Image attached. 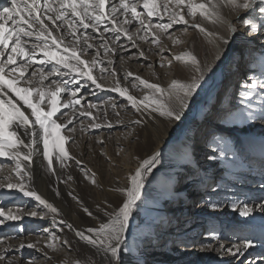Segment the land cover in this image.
Masks as SVG:
<instances>
[{"label": "snow or ice", "instance_id": "snow-or-ice-1", "mask_svg": "<svg viewBox=\"0 0 264 264\" xmlns=\"http://www.w3.org/2000/svg\"><path fill=\"white\" fill-rule=\"evenodd\" d=\"M10 4L11 6L0 10V158H6L11 162V166L10 172H6L9 164L0 160V190H17L25 197L33 198L38 202L40 211L33 210L27 215L41 218L43 215H51L53 225L62 214L32 186L33 157L42 155L46 161V169L54 175L53 157L61 168L67 166L68 160L75 159L65 148L72 136L61 135V130L75 133L76 127L68 125H72L78 116L92 118L93 122L88 127H101L99 123H95L96 117L92 112L87 110L95 108L96 105L90 104L87 109L81 110L77 107L81 104L78 94L89 86L88 82L103 90L104 85L98 83V79H102L105 73L117 76L113 67L114 61L108 59L105 63L100 58L101 50L104 56L115 55L116 49L110 47L109 40L115 44L123 35L135 47L134 36L144 42H149L151 37L150 42L159 47L161 36L168 34V39L173 40L175 44L180 41L173 38L174 33H169V29H173L174 25H184V32H187L189 27L197 29L209 38L210 43H215L217 48L221 45L226 47L230 44L231 36L210 32L200 23L194 22L199 15L213 25H226L228 32L235 34L237 29L222 14L224 7H230L234 12L248 11L252 18L259 17V27L250 19H243L242 22L249 27L250 36H264V0H10ZM165 17L167 22H153V18L164 21ZM133 25H136L135 32L131 31ZM107 33H111V37L107 36ZM261 45L260 52L264 55V39L261 40ZM163 51L161 48V52ZM139 55L143 57L144 52L140 51ZM220 56L221 53L218 52L215 59L219 60ZM174 59L191 67L193 75L189 81L174 79L168 88L164 89L158 84L135 76L132 87L138 88L142 85L149 90L139 100L128 94L127 88L119 86V79L116 80L117 87L111 90L125 97L137 112L143 109L149 111V114L158 113L168 121L182 122L190 107V101L197 95L202 82H206L205 77L213 71V66L202 65L191 52L175 55ZM171 63V60L168 61L169 66ZM100 65H103L99 67L101 76H94L93 70ZM160 66L165 65L161 63ZM133 75L127 72L124 79L127 80ZM82 80L84 83H81ZM245 87L248 91L242 92L241 96L249 97L252 95L251 90L259 88L261 99H264V79L252 80ZM112 107L115 109L117 106L113 104ZM245 118L256 117L248 112ZM259 118L264 121V105L261 106ZM132 123L141 124L142 121L135 120ZM111 126L109 123L108 127ZM177 126L179 127V124ZM83 130L82 126L81 131ZM188 139L194 140V137ZM137 161V167L127 176V185L112 189L120 194L122 200L115 207L106 201V208L96 206V212L106 217V222L101 217L94 216L82 203V210L97 220L98 227L76 230L71 223L60 219L61 224L73 230L76 237L102 257L99 262L90 259L88 264H128L122 258L126 233L130 220L140 207L138 202L143 203L146 183H151L149 177L154 175V170L159 171L163 167L162 150L157 147L147 158L137 157ZM75 162L78 165L81 163L79 160ZM82 170L87 178L90 170ZM67 179L71 180L72 177L69 175ZM91 180L95 183V173L91 174ZM54 191L57 196L60 195L58 189ZM69 195L72 193L69 192ZM72 198L80 203L77 197ZM260 199L262 202L253 203V206L248 203L242 206L233 203L231 207L233 210L238 209L242 217H249L254 211L264 214V197ZM210 206L216 208L217 204L212 203ZM21 215L22 209L13 211L8 208L6 211L5 206L0 204V226L10 221H18ZM43 231L47 233L50 230L45 228ZM58 239L52 234L46 247L56 250L58 245L54 241ZM3 243L4 241L0 240V244ZM38 243L39 241L29 242L25 245L21 242L19 248L43 251L37 247ZM63 244H69V241L65 239ZM11 247L13 246H8ZM254 247L253 241L246 239L241 243H232L227 248L224 243H220L215 250L221 257H238ZM8 248H5L4 252H7ZM202 250H212V245H205ZM43 255L46 260L51 259L47 252H43ZM4 261L5 255L0 253V264ZM7 264H15V258L8 260ZM28 264L34 262L29 261ZM73 264L83 262L77 259ZM136 264H143V261L137 259ZM245 264L250 262L245 261Z\"/></svg>", "mask_w": 264, "mask_h": 264}, {"label": "rangeland", "instance_id": "rangeland-1", "mask_svg": "<svg viewBox=\"0 0 264 264\" xmlns=\"http://www.w3.org/2000/svg\"><path fill=\"white\" fill-rule=\"evenodd\" d=\"M9 4L10 0H1L0 10ZM243 19L253 20L249 15V12H245L236 23L237 28H240V30H245L242 28L244 25L242 22ZM153 22H167V17L164 18V21H159L158 18H153ZM135 27L136 25L131 26V30L135 31ZM184 28V25H174L173 29H169V33H174L173 38L179 39L180 42L178 44L180 45L190 42L188 32L192 28L189 27L187 32L183 31ZM106 35H110L111 37V33H107ZM245 35L247 36V34ZM122 36L115 44L109 40V44L116 47L123 44L127 37ZM167 36L168 34L161 36L160 45H164L169 48L171 44L168 42L169 39ZM254 37L256 39L258 37L264 38V36L258 35L252 36V38ZM150 41L151 38H149L148 43L150 45H154ZM97 43L99 42L97 41ZM141 44L142 41H138L137 45ZM154 46L157 48V45ZM138 47L139 46L134 47L135 49H131L129 51L127 50L118 55L114 62L116 70L128 69L129 72L134 74L133 77H129V79H127V83L125 85L127 89L130 91L132 90L131 92L134 93V95H138V97L142 98L149 92V90L145 89L142 85L138 88L132 87L135 76H139L150 83H155L160 86L164 85L162 83H166V85H164L165 87H168L170 82L174 79L184 82L181 79L171 77L172 73H170V71L174 66L173 61L170 66L168 65V61L172 58L170 51V53H162L161 55L153 56L151 53H157L158 51L149 49L150 52L148 50L146 53L147 55L145 54L148 60L143 61V63L139 60L136 61L137 63L130 62L127 64L124 57L133 58ZM236 47L233 50H231L233 47L229 49L227 59L229 57L230 61L233 58V60H235L234 66H236L237 69L234 67L225 76L223 75L224 83L221 88L213 93L210 100L208 99L206 88L214 75L213 69L212 72L206 75V82H202V87L197 90V95L192 101H190V105H192L196 100L201 101L202 99L205 101L204 103L208 111V116L206 115L207 117L205 116L206 118H204V121L197 124L194 128L196 136L194 134V141L191 145V153L194 160L197 161L195 163L196 167L190 164L188 165V163L182 166L180 170L181 172H179L178 177L174 181V187L172 190L173 192L176 191L177 194H181V192L178 193L177 191L182 187L184 182H186L189 178H197V173L201 170H203L205 174L209 173L208 175H210V181L199 187L198 185L201 183H196V181L185 183L184 191L187 190L188 193H190L191 189L190 191L188 190L190 186H194L198 188V190L195 192L194 202L189 206V208H186L184 212H181L179 216H174L176 217L175 221L169 218L170 220L166 219V222H163V220H161V215L158 212L149 211L147 208L149 207L148 204L150 201L147 198L143 199V203L138 202L140 207L137 212L134 213V222L137 223L142 221L141 223L144 224L147 230L144 235L146 236V239L143 240L142 246H140V250L145 252L141 255L143 264H198L199 262H203V264H245V261L250 262V264H264V238L260 236L262 234L261 232L251 234V236L261 240L259 243L260 245L258 244L259 240H252L255 247L252 248L251 251L247 250L243 256L232 257L225 255L221 257L219 253H216L214 250L216 247H219L220 243H224L225 248H227V246H231L232 243L243 242L246 238H248V235L246 236V234H242L241 236H238L230 233V231H235L236 228L240 227L252 226L255 223L257 224L258 221L262 222L264 220V216L260 218H252L251 215L249 216L250 218L242 217L240 216L238 209L233 210L231 207L233 203L240 206L244 203H248L249 206H253V203L258 204L262 202L260 198L264 197V187H261L264 185V182H262V180H264V175L262 174L263 169H256V166H253L254 164L249 162V160H251L249 159L250 156L244 154L243 146L239 140V134H247L249 131L252 132L256 126H264V121L259 118L261 106L264 105V99H261L260 95L261 90L259 88L251 90L252 95L246 98L240 95L242 92L248 91L245 87L247 83L255 79H264V55H261L260 52L262 48L261 43L259 44L260 49H257L256 44H253L252 46L250 43H242L238 45L237 49ZM119 48L123 49L125 46H123V48ZM172 48L173 46L171 49ZM138 49H140V47ZM143 51H146V49L143 48ZM183 52H181L180 47H177L178 54ZM104 57H106L107 60L110 58L109 56H104L103 50H101L100 58L103 59ZM121 57H123V59H121ZM88 58L90 59V57ZM151 59L154 62H151ZM161 63L165 66L161 67ZM149 65H151V67ZM99 67H103V65H100L97 69L93 70L94 76H101ZM165 77H168L169 79ZM113 78V76L105 73L103 74L102 79H98V82L103 84L104 87L110 88V85L113 83ZM166 79L167 81H165ZM82 82L83 81H81V83ZM92 91L93 93H96L97 90L94 89ZM82 96H84V99ZM78 97L82 99L81 104L77 106L81 110L87 109V106L90 104L96 105L95 108L87 110H90L94 117H96L97 112L101 111L102 118L97 117L95 122H100L102 125L99 128L91 129L88 125L93 122L92 118L80 117L78 120H74V123L68 127L75 126V133H66L63 129L61 130V133L66 135H75L77 139L75 141L72 139L69 140L66 150L74 154L73 151L76 150L80 140H82L83 144L92 146L94 151L98 150L99 146L102 147L105 144H109L112 147V157L115 160L119 157L123 158L121 155L122 152L123 155L126 156L125 158H130L131 154L129 150L127 151L124 147L126 142L127 144H136L137 138H134L133 134L137 131V126H139V124L132 123L135 119L138 120L136 110L127 106L125 102L121 103L116 102L115 100L112 101L111 98H108L109 96L107 94H104L103 96H91L90 94H86V92L81 91V93L78 94ZM227 102L230 104V107L225 110V112H222V109L219 108L224 104H227ZM235 102L238 104L235 105ZM113 104L117 106L115 109L112 107ZM234 105L235 107H232ZM104 112L106 113V118L103 116ZM248 112H251L256 118L246 119L245 117ZM116 113H119V115L117 116ZM201 118H203V115L200 116V119ZM118 121H121V123H118ZM214 121L220 122L222 125H212ZM109 123L112 125L111 127H108ZM82 126L84 129L83 131H81ZM211 127L216 128V131L209 133V129ZM198 130H201L199 137L203 135V138L206 137L205 140L197 139L199 138L197 135ZM98 136H102L105 141L104 139H101V141L97 142L95 139ZM127 136L128 139L126 140L125 138ZM110 141L111 143H107ZM139 142L140 138H138V143ZM104 153L105 152H102V154ZM104 156L107 159L105 154ZM137 157L139 156H136L135 154L133 159L137 161ZM202 157H204V160H202ZM139 158L141 159V157ZM86 159H89V157ZM0 160L9 164V168H6L5 171L10 172L11 162L7 161L6 158H0ZM108 163L111 164V162ZM118 164H120L119 167H116L115 163H112V166L115 167L114 173L120 176H125L122 169V162L120 161ZM54 168L61 176L63 182H66V169H63V171L65 170L63 173L60 165L55 162V158ZM75 168L76 171H78L80 179H83L81 176V167ZM259 173H261V175H259ZM81 181L83 182V180ZM84 184L88 190H94L93 186L95 183H92L91 179L89 180V183ZM184 191H182V193ZM9 192L11 193L10 195L8 194ZM0 193H3L0 195V204L5 206L6 211L8 208L15 211L17 208L27 206L26 212L23 216L21 215V219L18 221H10L5 225L0 226V240L4 241L3 244H0V253L5 255V261L3 264H7V261L13 258H15V262H17V264H28L29 261H33L34 264L37 263L40 256L43 255V252L50 253L55 251L46 247V244L50 241L52 234H55L59 238L54 241L58 245L57 248L61 247L63 240H68L69 244L66 245V248L68 251L71 250L76 253L77 258H79L80 261H83L84 264H88L90 259H94L97 262L101 261L99 258H92L89 254L84 252L85 250L78 241L79 238L75 236L73 230L64 227L66 225L61 224V227H58V225L54 226L53 224L50 225L48 222L49 216L47 217L46 215H44L45 217L43 216V218H41V216L32 217L27 215V213L34 210L35 200L33 198L25 197L17 190H0ZM93 193L94 191H92L91 194ZM62 200H64L65 203H69L68 199L65 197H62ZM212 203L217 204V207L212 208L210 206ZM169 210L170 208L168 205L164 212L170 214L171 211ZM38 211H40V209ZM44 228H48L50 231L46 233L43 231ZM61 228H64L63 231H61ZM164 231H168L169 233H164ZM248 231L245 230L244 233H247ZM37 241H39L37 247L43 251H37L36 249H29L27 247L23 249L19 248L21 242L27 245L29 242L36 243ZM180 244L181 246L183 244L188 248H196L197 252L201 254V257L215 251L214 258H199V256L188 255V253L179 254L181 250H177L176 247L180 246ZM209 244L212 245V250H202L205 245ZM9 245H12L13 247L8 248ZM259 246L261 248L259 253L260 256L255 257L258 261L253 260L255 261L253 262L251 261L254 254L253 250ZM4 247L8 248L6 253L4 252Z\"/></svg>", "mask_w": 264, "mask_h": 264}, {"label": "bare ground", "instance_id": "bare-ground-1", "mask_svg": "<svg viewBox=\"0 0 264 264\" xmlns=\"http://www.w3.org/2000/svg\"><path fill=\"white\" fill-rule=\"evenodd\" d=\"M8 6H11V4H9ZM245 12L247 11L241 10L239 12H234L230 7H224L222 9V14L224 18L227 21L231 22L233 26H235V28L237 29L235 34H230L228 32L226 25H213L208 21L202 19L199 15H197L196 20L194 22L200 23L208 31L218 33L226 37L231 36L230 44L226 47L224 45H221L220 48H217L215 43L209 42L208 37H206L204 34L199 32V30L192 28L188 32L189 33L188 36H190L189 37L190 42L185 43L186 45L185 44L180 45L178 43L174 44L173 40L169 39L168 42H170V44L173 46L172 49H171L172 47L171 45L169 48L165 47L164 45H159V47L157 46V48H155L156 46L150 45L148 42H144L142 40H141L142 44L137 45L138 41L140 40L134 36L133 39L136 41L135 47L139 46L140 49H138L139 47L136 49V54L134 55L133 58L124 57V59L126 60L127 64L130 62L137 63L136 61L139 60H141L143 63V61L148 60L145 54L148 52L149 49L158 51L157 53L152 52L151 54L153 56L161 55L162 53H168L170 51L172 57L171 61H173V66H174L173 69L171 68L172 70L170 71V73H172L171 77L178 78L184 82H187L191 79V76L193 75L192 69L190 66L186 65L185 63L175 60L174 56L179 55L178 54L179 52L177 53V47L181 48V52H183V50L184 52H191L200 60L202 65L211 64L213 66L214 75L212 76L210 83L206 88L207 97L210 100L213 96V93L218 91L223 85L224 83L223 75L225 76L234 67L235 69H237L236 66H234L235 60H233L232 58L229 61V57L227 59V54L229 49L233 47L231 49L233 50L236 47V45H237L236 47L237 49L238 45L242 43H250L252 44V46L253 44H256L257 49L258 48L260 49L259 44L261 43V40L264 39L263 37H258L257 39L255 37L252 38V36L255 35H251V36L249 35L250 29L246 25H243L242 27L245 30H240V28L239 29L237 28L236 23L238 22L239 18L244 15ZM252 19H253L252 21L256 23L257 26L259 27L260 26L259 17ZM192 22L193 21H191L190 19V23ZM245 34H247V36L249 37H247ZM120 45L125 46V48L122 47L123 49H121L119 48V46L116 47L110 44V47L116 49L115 55H109L110 57L109 59H112L114 62H115V58L118 57V55L124 53L127 50L129 51L131 49H135L132 42L129 41L128 39H126L123 42V44ZM143 48L146 49V51H143ZM161 48L164 49L163 52H161ZM140 51L144 52L143 57L139 55ZM218 52L221 53V56L219 60H216L215 57ZM103 60L106 61L107 60L106 57H104ZM150 61L154 62L152 59ZM116 72H117V76L113 78L112 80L113 83L110 85V88L104 87L103 90L97 89L95 88L94 85H91L90 82H88L89 86L82 89L81 91L86 92V94H90L91 96L93 95L103 96L104 94H107L109 96L108 98H111L112 101L115 100L116 102H121V103L125 102L127 106L132 107L131 103L125 97H122L119 95L118 92L111 90L117 87L116 84L117 79H119V86L122 88H126L125 85L127 83V80H125L124 77L126 73L129 71L128 69L127 70L121 69V70H116ZM168 77L165 78L169 79ZM167 79L165 81H167ZM82 83H84V81ZM162 84L166 85V83H162ZM164 85L163 86L161 85L162 88L167 89L168 87L167 86L165 87ZM94 89L97 90L96 93H93L92 90ZM131 91L128 89V94L136 97L137 100L141 99V97H138V95H134V93H132ZM83 97L84 96H82V98ZM13 99H15V97H13ZM79 99L82 102V99L81 98ZM204 102L205 101H203L202 99L201 101L196 100L192 105H190L189 109L185 113V116L182 118V122H171L165 119L164 117L159 116L158 113L153 112L149 114V111H144L143 109L141 112L136 111L137 119L141 120L142 123L139 124V126H137V131L133 134L134 138H137L136 144L132 145L131 143L127 144L126 142V145L124 147L125 149H127V151L129 150L131 154L130 158H125L126 156H124L122 152L121 155L123 156V158L119 157L117 160H115L112 157V147L109 144H105L102 147L99 146L98 150L94 151L92 146L88 144H83L82 140H80V143L77 146L76 150L73 151L74 154L69 152L70 156L75 157V159L68 160L66 162L67 166L65 168H61L62 171L63 169H66L67 172L66 178H68L69 175L72 177L71 180L67 179L66 182H63L61 176L57 173L56 170H55V174L53 175L51 172H49L46 169V161L43 160L42 155L39 154L35 155L33 157V164H32V172L34 177L32 181V186L35 187V189L39 194H41L49 202L53 203L54 206H56L60 210V213L62 215L61 217L57 218V222L55 225L61 227L60 219L62 218L68 223H71L76 230H84L88 227H98L97 220L94 219L93 217L88 216L82 210L80 206L81 203L85 207H87L93 213L94 216H99L106 222L107 218L103 217L101 213L96 212V206L100 205L102 208H106L107 207V204H105L106 201L108 204H112L113 207H115L122 200V197L120 196L119 193L113 191L112 189L127 185V176L137 167L138 161L133 159L135 154L136 156L141 157V159H145L147 158V156L151 155L153 151L156 150L157 147H159L162 150L163 167L160 168L159 171L154 170V175L149 177L151 183L150 184L146 183V195L142 198V200L144 198L145 199L147 198L150 201V203L148 204L149 207L147 209L149 211L158 212L161 215V220H163V222L164 221L166 222V219L170 220L169 218L175 221L176 217L174 216H179L181 212H184V210L186 208H189V206L194 202L195 194H196L195 192L198 190V188L194 186H190L188 189L189 191L191 189L190 193H188L187 190L184 191L185 183L190 181H196V183H201L200 185H198L199 187L207 184L210 181V175H208L209 173L205 174V172L201 170L200 172L197 173V178L195 179L189 178L186 182H184L182 187L177 191L178 193L181 192V194H177L176 191L173 192L172 190L174 187V181L178 177L179 172H181L180 170L182 166L188 163V165L190 164L196 167L195 163L197 161L194 160V157L192 156L191 153V145L194 140H190L188 139V137H194L195 126L200 122L204 121V118L208 116L207 115L208 111L205 107ZM237 102H235V105L238 104ZM235 105L232 107H235ZM229 107L230 104L227 102V104H224L219 109H222V112L223 111L225 112V110H227ZM62 111H67V109H62ZM105 114L106 113L104 112L103 116H105ZM201 115H203V118L200 119ZM97 117L102 118L101 111L96 113V118ZM79 118L80 117H77L76 120H78ZM95 123H99L100 125H102L100 122H95ZM178 124L179 127L177 126ZM212 125L219 126L222 124H220V122L214 121ZM262 126L259 127L256 126L252 132L249 131V133L247 134H243V135L239 134L240 136L239 140L241 141V144L243 146L244 154L250 156L249 159L251 160H249V162L253 163L254 164L253 166H256V169H263L262 174L264 175V157H263L264 156V126L263 127ZM214 131H216V128L211 127L209 129V133H212ZM200 133L201 130H198L197 131L198 137L200 136ZM61 135H66V134L61 133ZM71 136L73 141L77 140L75 135H71ZM138 138H140L139 143H138ZM101 139L104 138L102 136H98L95 140L98 142L101 141ZM125 139L127 140L128 136ZM197 139L205 140L206 137L203 138V135H201V137ZM68 143L69 141L65 144V148H67ZM107 143H111V141ZM40 148L42 149V145L40 146ZM102 152H105L104 154L106 155L107 159L105 158L104 154H102ZM86 156L89 157V159H86L87 158ZM76 160L81 161V163L79 165L76 164L75 162ZM202 160H204V157H202ZM120 161L122 162V169H123V173H125V176H120L114 173L115 167L112 166V163H115L116 167H119L120 164H118V162ZM108 162H111V164ZM75 167H81V169L90 170L88 172V177L86 178L85 171L82 170L81 176L83 179H80L78 175V171H76ZM159 167L160 166H158V168ZM92 173H95V185L93 186L94 190H92L94 191L93 194H91L92 191L88 190L84 184V183H89ZM259 175H261V173H259ZM81 180H83V182ZM262 182H264V180H262ZM54 189L59 190L60 192L59 196L56 195ZM182 191L184 192L182 193ZM69 192L72 193L71 196L69 195ZM73 196L77 197L80 203H78L77 200L73 199L72 198ZM62 197L67 198L69 203H65L64 200H62ZM37 205L38 202L34 201V210L38 211L39 208L37 207ZM168 205L170 208L169 211H171L170 214L164 212L167 209ZM26 207L27 206L23 208H19L22 209V216L26 212ZM108 210L111 211V209ZM46 216L47 217L49 216L48 217L49 224L50 225L53 224L51 220V215H46ZM251 216L252 218H260L264 216V214L260 213L259 211H254L251 214ZM141 222H137V223L134 222V218L130 220V227L128 232L126 233V244L122 248V258L125 261H127L128 264H136L137 259L141 260L142 259L141 255L145 253L144 251L140 250L141 249L140 246H142L143 240L146 239L145 238L146 236L144 235L147 230L144 224ZM63 229L64 228H61V231H63ZM245 230L246 231L249 230V231L247 233L246 232L244 233ZM259 232L262 233L260 236L264 238V220L262 222L258 221L257 224L255 223L252 226L240 227V228H236L235 231H230V233L238 236H241L242 234H246L247 236L249 233L255 234ZM164 233H169V232L164 231ZM78 241L80 242L82 248L85 250L84 252L89 254L92 258L97 257L100 260H102V257L97 255L95 253V250L92 249L89 245H87L85 242L79 239ZM66 245L67 244H62L61 247L57 248L54 252H50V253L47 252L48 256L51 257V259L46 260L44 255L40 256L39 261H37V263L35 264H65V262H68V264H73V262L77 259L79 260V258H77L76 253H74L73 251L71 250L68 251ZM176 249L181 250L179 254L188 253V255L199 256V258H209V257L214 258V254H215L214 252L216 251L214 249L215 251L205 254L203 257H201V254L198 253L197 249L193 247L188 248L185 247L183 244L182 246L180 244V246L176 247ZM248 250L251 251V249ZM260 250H261L260 246L253 250L254 254L251 261L253 260L258 261L255 257L260 256L259 255ZM15 264H17V262H15ZM198 264H203V262H199Z\"/></svg>", "mask_w": 264, "mask_h": 264}]
</instances>
